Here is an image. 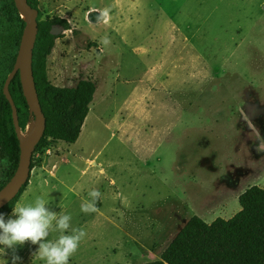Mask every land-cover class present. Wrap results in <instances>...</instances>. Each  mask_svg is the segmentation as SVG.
Returning <instances> with one entry per match:
<instances>
[{"label":"rangeland","instance_id":"374dc122","mask_svg":"<svg viewBox=\"0 0 264 264\" xmlns=\"http://www.w3.org/2000/svg\"><path fill=\"white\" fill-rule=\"evenodd\" d=\"M36 2L42 20L71 26L48 59L51 82L98 87L78 141L35 154L19 200L42 196L86 230L69 264L160 260L190 218L230 220L247 189H264V151H257L264 138V0ZM93 10L103 14L99 25L87 19ZM15 31L0 25V36ZM10 58V46H0V90ZM34 127L31 121L25 141ZM6 168L0 164V183ZM93 189L101 193L98 211L85 214L80 205ZM184 194L199 199L192 211L172 218L170 230L159 225L156 208ZM58 236L51 231L48 239ZM37 248L18 246V264H45L33 255ZM11 257L0 249V264Z\"/></svg>","mask_w":264,"mask_h":264},{"label":"trees","instance_id":"16d2710c","mask_svg":"<svg viewBox=\"0 0 264 264\" xmlns=\"http://www.w3.org/2000/svg\"><path fill=\"white\" fill-rule=\"evenodd\" d=\"M38 9L36 0H27ZM39 10V31L33 52V74L43 113L46 132L38 144L35 154L61 142L75 144L81 136L83 126L91 112L97 84L92 80H81L72 87L55 86L49 77L48 59L53 53L58 37L51 34L59 26L71 30L67 20L53 17L42 20ZM6 21L15 32L0 36V46H10V61L7 69L12 73L20 49L26 22L18 12L14 0H0V25ZM10 93L19 114L21 131H26L35 117L30 112L24 96L19 74L13 79ZM21 150L18 141L12 107L0 90V164L5 163V181L0 190L15 174L20 162ZM34 156L32 170L35 168ZM31 180V178H30ZM29 182L18 196L0 213L7 219L12 207L19 202ZM241 210L230 220L218 218L208 223L198 216L192 217L164 251L160 260L146 264H264V189L254 186L239 198ZM2 247H0L1 249Z\"/></svg>","mask_w":264,"mask_h":264},{"label":"clouds","instance_id":"9594fccd","mask_svg":"<svg viewBox=\"0 0 264 264\" xmlns=\"http://www.w3.org/2000/svg\"><path fill=\"white\" fill-rule=\"evenodd\" d=\"M103 43H109L108 37L103 38ZM249 128L255 129L249 124ZM257 151H264V138L258 136ZM89 200L83 201L80 209L83 213L97 212V202L101 193L93 189L89 192ZM47 201L38 196L31 203L17 202L12 207L8 218L0 213V247L12 251L11 264H18L21 257L17 254L18 246L26 243L38 245L33 255L45 264H69L73 256L86 237V230L82 227H72V217L69 214H57L47 207ZM62 207V203L59 205ZM69 229L71 231L69 232ZM51 231L59 232L58 238L49 240Z\"/></svg>","mask_w":264,"mask_h":264},{"label":"water","instance_id":"95a60500","mask_svg":"<svg viewBox=\"0 0 264 264\" xmlns=\"http://www.w3.org/2000/svg\"><path fill=\"white\" fill-rule=\"evenodd\" d=\"M14 2L18 12L26 22V29L22 36L15 66L5 82L3 93L12 107L15 132L20 143L21 156L15 174L0 190V210L8 206L18 196L24 186L30 182L32 159L38 144L45 135L47 127L33 74V52L39 31V10L31 7L27 0H14ZM87 19L93 25H99L104 21L103 14L98 10L90 11ZM63 32H65L63 28L55 26L52 28L51 34L58 37ZM17 74L20 76L23 93L30 112L35 117L34 130L26 141L20 128L18 109L10 93L11 83Z\"/></svg>","mask_w":264,"mask_h":264},{"label":"crops","instance_id":"0c3cea01","mask_svg":"<svg viewBox=\"0 0 264 264\" xmlns=\"http://www.w3.org/2000/svg\"><path fill=\"white\" fill-rule=\"evenodd\" d=\"M110 129H112V131L114 130L113 127H110ZM47 181V180H46ZM197 198L192 197L191 195L188 194H184V196H177L175 198L174 201L172 202H165L163 205L158 206L155 210V220L158 222L159 225H161L162 227L165 226H169V230H170V226L172 225L170 220L172 218H179L182 216V212H184L185 210H189L192 211L193 205L194 207L196 206V204L198 203ZM213 207H215V205H213ZM241 210V209H240ZM229 211H232V214L235 210V207ZM237 214V213H236ZM162 217H166L169 218V220H161V219H157V218H162ZM191 219V218H190ZM189 219V220H190ZM188 220V221H189ZM188 221L186 222V224L188 223ZM185 224V225H186ZM184 225V227H185ZM183 227V228H184ZM182 228V229H183ZM172 229V228H171ZM181 229V230H182ZM180 230V231H181ZM179 231V232H180ZM162 256V255H161Z\"/></svg>","mask_w":264,"mask_h":264},{"label":"bare ground","instance_id":"6f19581e","mask_svg":"<svg viewBox=\"0 0 264 264\" xmlns=\"http://www.w3.org/2000/svg\"><path fill=\"white\" fill-rule=\"evenodd\" d=\"M30 129V128H29ZM25 138V137H24Z\"/></svg>","mask_w":264,"mask_h":264}]
</instances>
